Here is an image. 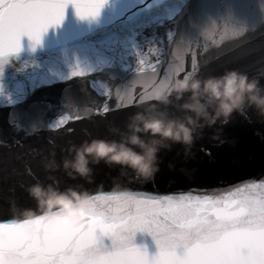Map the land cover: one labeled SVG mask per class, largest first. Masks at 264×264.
I'll return each mask as SVG.
<instances>
[{"label": "water", "instance_id": "water-1", "mask_svg": "<svg viewBox=\"0 0 264 264\" xmlns=\"http://www.w3.org/2000/svg\"><path fill=\"white\" fill-rule=\"evenodd\" d=\"M189 47L205 74L237 68L260 76L264 84V0H106L99 14L89 18L69 3L61 22L49 25L39 43L23 35L20 49L0 58V219L34 207L22 185L45 181L43 164L53 153L59 161L70 142L85 138V129L93 136H110V123L123 127L137 110L144 81L163 78L178 52H183L186 71L191 70ZM61 116L79 118L62 122ZM215 127H222L218 139L212 138ZM214 128L204 129L187 158L181 144L162 149L155 180L130 187L179 197L264 180V120L248 108ZM94 167V181L79 182L93 192L100 183L101 190H112L117 168ZM54 175L61 186L78 182L61 169ZM27 220L36 241H49L38 234V225L75 224L62 215ZM4 239L0 229V242ZM134 243L146 247L149 256L158 250L147 232L138 231Z\"/></svg>", "mask_w": 264, "mask_h": 264}, {"label": "snow or ice", "instance_id": "snow-or-ice-1", "mask_svg": "<svg viewBox=\"0 0 264 264\" xmlns=\"http://www.w3.org/2000/svg\"><path fill=\"white\" fill-rule=\"evenodd\" d=\"M105 2L0 0V58L17 52L23 35L39 43L49 25L61 22L69 3L78 15L89 18L97 16ZM188 50L195 67L198 55ZM174 62L175 56L164 77ZM137 71L144 69L138 65ZM102 110L107 112L108 105ZM70 118L79 117L60 120ZM98 196L110 198V207L82 214L75 224L64 220L51 227L38 225V234L50 241L46 248L38 246L35 235L29 236L30 221L0 219L5 237L0 254L8 256V264H264V180L211 194L157 197L132 188L125 193L100 190ZM138 231L152 236L155 254L149 256L146 247L134 243Z\"/></svg>", "mask_w": 264, "mask_h": 264}, {"label": "clouds", "instance_id": "clouds-1", "mask_svg": "<svg viewBox=\"0 0 264 264\" xmlns=\"http://www.w3.org/2000/svg\"><path fill=\"white\" fill-rule=\"evenodd\" d=\"M248 108L264 120V84L260 76H250L237 68L205 74L198 63L186 71L183 52H178L173 70L166 77L151 78L145 84L137 110L128 115L123 127L110 123V136H93L85 129V138L79 143L70 142L67 154L59 161L53 153L43 164L48 172L47 179L36 178L22 185L34 201V207H23L10 218L27 220L62 215L78 223L82 214L93 209H107L112 203L110 198L98 196L103 183L93 192L79 182L94 181V166L103 163L117 168L119 175L113 177L110 191L128 192L133 183L147 184L155 180L162 163L159 155L162 149L181 144L187 158L192 154L194 142L204 135L205 128L223 125L234 112ZM221 131L222 127H215L212 138L218 139ZM169 167H174L172 162ZM58 169L78 182L61 186V180L54 175ZM121 179L127 183H121ZM36 243L41 248L49 245L43 238ZM8 260L6 254H0V264H8Z\"/></svg>", "mask_w": 264, "mask_h": 264}]
</instances>
